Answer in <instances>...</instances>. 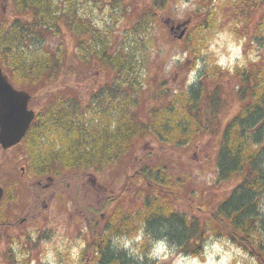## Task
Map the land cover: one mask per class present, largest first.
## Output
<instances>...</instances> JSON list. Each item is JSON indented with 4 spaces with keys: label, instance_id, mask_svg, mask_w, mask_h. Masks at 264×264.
Returning a JSON list of instances; mask_svg holds the SVG:
<instances>
[{
    "label": "trees",
    "instance_id": "obj_1",
    "mask_svg": "<svg viewBox=\"0 0 264 264\" xmlns=\"http://www.w3.org/2000/svg\"><path fill=\"white\" fill-rule=\"evenodd\" d=\"M0 1L10 8V13L0 10V67L14 87L31 95L32 103L41 98L26 135L13 147L24 153L30 175L58 178L111 167L112 173L122 174L143 140L187 146L194 138L209 136L217 140L216 180L236 181L210 214L191 216L160 193L163 185L169 187L170 165L158 153L142 156L125 182L148 188L144 210L135 222L132 216L119 218L118 208L111 206L102 224L90 219L95 230L88 243L93 264H137L111 240L135 232L141 221L153 237L167 236L186 255L200 252L210 236L227 237L264 264V58L231 74L205 65L194 84L186 86L183 78L175 89L152 96L146 94L148 54L155 45L152 28L169 0H149L147 6L100 0L110 7L111 22L103 30L78 14L86 8L85 0ZM197 2L198 20L181 39L184 53L194 62L215 26L229 22L248 47L264 39L258 28H248L264 0ZM90 4L98 8L95 1ZM93 70L105 77L84 97L79 87ZM63 77L74 83L47 87ZM17 239L22 246L23 237ZM30 250L23 247L24 261L9 264H27Z\"/></svg>",
    "mask_w": 264,
    "mask_h": 264
},
{
    "label": "rangeland",
    "instance_id": "obj_2",
    "mask_svg": "<svg viewBox=\"0 0 264 264\" xmlns=\"http://www.w3.org/2000/svg\"><path fill=\"white\" fill-rule=\"evenodd\" d=\"M85 1H87L86 8L88 11H91L94 7L93 4H90V1L96 2V7H98L96 9L97 12L99 6H102L100 13H103L104 8L110 9L109 6L102 5L100 0ZM148 1L132 0L134 4H138L139 6H147L149 4ZM185 2L195 4V8L180 12L177 9L179 0H169L165 8L159 12V17L152 28L155 45L154 50L148 54L146 69L150 67L147 76H150L151 79L149 92L145 90L146 94L158 96V93L164 91L165 88L167 90L175 89L179 80L183 78L187 80L188 73L195 65L193 58L190 59L184 53L183 40H177L174 37L177 33H170V27L167 24L173 23L177 25L189 20V28V26H193L196 23L198 18L195 16L194 11H197V0H185ZM263 9L264 5L263 8L258 9L253 14L252 23L248 26L250 32H254V29L258 28L260 34L264 35V18H260V13H262ZM0 10L10 13L9 6L1 1ZM252 12H254V9ZM262 15L264 16V12ZM228 24L229 22L219 28L217 26L213 29L211 28V34L206 33V40L216 31L228 27ZM229 30L233 32L232 28ZM235 34L237 37H241L239 33ZM150 46L153 47V45ZM244 49L246 50V54L249 49H252L264 58V39L259 37V39L253 40L252 44L249 43V47L245 45ZM150 50L152 49L149 48L148 51ZM141 55L142 53L138 57ZM173 56L181 58L173 62ZM198 60L204 61L205 57L201 56ZM170 63L172 66L168 68L167 66ZM199 71L197 76L200 75ZM104 77L103 73H97L93 70L88 82L79 87L82 96L85 97V93L89 88L92 89V87L97 86L98 83L103 81ZM73 83L74 80L71 77H63L55 83L49 84L47 87L56 89ZM230 83L228 82V86L232 88ZM145 88L147 89V86ZM37 95L39 96L38 93ZM40 99L39 96L32 103L31 97L29 108L35 111L36 106L41 103ZM138 145L137 151L132 155L131 162L125 168L127 171L122 174L112 173L111 167V169H107L102 173H64L60 177L48 181L40 179L41 177L30 175L26 168L24 153L20 152L21 149L12 148L4 150L0 148V187L4 190L0 201V239L2 238V241H0V264L15 262L18 260V255L22 257L20 262L24 261L25 255L21 253V250H23V247H27V245L31 249L29 255L31 261L29 260L27 264H41L40 257L45 251L43 244L51 242L61 229L63 230V235L73 242L76 240L86 241V247L81 252L80 264H93L94 254L89 249L88 243L91 241L92 235L95 234V230L90 228V219L99 221V217L106 213L108 206H111V208H118L119 218L132 216L134 222L136 221V216L144 210L143 201H145V196H148V188L138 187V184L132 185L125 182V180L127 176L134 175L135 165L142 156L147 155L149 152L160 154L161 159L170 165L166 167L170 177L168 179L169 187L165 188L163 185L161 187L163 190H160V193L162 196L174 199L172 207L188 215L199 218L206 217L215 208L216 204L228 195L230 189L236 183L234 180H227L225 182H218L216 180L215 155L217 140L212 139V137L194 138L193 142L187 146H173L154 139L143 140ZM118 166L119 164L115 165V167L119 168ZM36 181H42V184H50L53 187L52 189L57 190L58 193L46 196L49 208L43 210L41 216H36L35 219H30L26 223L19 222L25 215L24 211L32 198ZM53 181L54 183L52 184ZM157 192L159 190L154 191V194ZM41 208L42 206L36 210H31L30 213L37 212ZM109 214H111V210H107V215ZM261 214L264 220V201ZM2 222H15L18 224V227H10V225L1 224ZM32 232L36 233L35 240L31 237ZM18 236L23 237L24 240L22 246L19 242V247L16 251H13L12 244L14 241L17 242L19 240L17 239ZM230 241L240 248L237 242ZM121 251L126 255L123 250ZM23 253H26L25 250ZM248 256L255 261V264H258L256 257L251 256V254H248ZM132 260L135 261L133 258ZM57 261L58 264H70L66 252L61 253L58 251Z\"/></svg>",
    "mask_w": 264,
    "mask_h": 264
},
{
    "label": "clouds",
    "instance_id": "obj_3",
    "mask_svg": "<svg viewBox=\"0 0 264 264\" xmlns=\"http://www.w3.org/2000/svg\"><path fill=\"white\" fill-rule=\"evenodd\" d=\"M90 6V5H89ZM195 4L179 0L177 9L183 12L186 9H194ZM108 8H104L103 13L97 12L95 8L89 11L82 8L78 14L85 19H89L96 29L103 30L108 19ZM246 38L237 37L236 34L225 27L216 31L206 41L205 46L199 50V55L205 57L204 61L197 60L194 67L188 73L186 86L194 84L197 79L199 69L205 65L218 68L221 72L234 73L238 68H245L249 63H258L261 55L255 50L249 49L245 54L244 46ZM173 56L172 61L180 59ZM171 63L167 66L170 68ZM147 225L141 221L135 232L130 235H118L112 237V245L123 250L126 255L133 258L137 264H255V261L246 252L234 245L228 238H216L210 236L202 245L200 252L196 254H184L175 245L171 244L167 236L153 237L146 231ZM33 240L36 233L32 232ZM147 245V251H145ZM19 245L14 241L13 251ZM86 247V241H71L63 235V230H59L51 242L43 244L44 252L40 257L41 264H58L57 252H66L70 264H80L82 250ZM22 257L17 256L20 260Z\"/></svg>",
    "mask_w": 264,
    "mask_h": 264
},
{
    "label": "water",
    "instance_id": "obj_4",
    "mask_svg": "<svg viewBox=\"0 0 264 264\" xmlns=\"http://www.w3.org/2000/svg\"><path fill=\"white\" fill-rule=\"evenodd\" d=\"M188 21L172 25L170 32L179 30L181 39ZM30 95L24 90L15 89L0 67V147L8 149L18 144L27 132L35 113L29 109ZM2 189L0 187V198ZM103 217V216H101Z\"/></svg>",
    "mask_w": 264,
    "mask_h": 264
},
{
    "label": "flooded vegetation",
    "instance_id": "obj_5",
    "mask_svg": "<svg viewBox=\"0 0 264 264\" xmlns=\"http://www.w3.org/2000/svg\"><path fill=\"white\" fill-rule=\"evenodd\" d=\"M42 181H36V185L33 188V195H32V200L30 199V202L28 203V207H26L25 211H24V216L19 220L22 222H27L30 219H35L36 216H41L43 213V210L48 209V202L46 200V196L48 194H50L49 196L55 195L58 193L57 190L52 189L53 187L50 186V184L45 183L42 184ZM54 183V181L52 182V184ZM35 189V191H34ZM35 194V196H34ZM49 199V198H47ZM42 206V208L40 210H38L37 212L35 211L34 213H30L31 210H36L38 208H40ZM30 213V215H29ZM28 216H32V217H28ZM19 218V217H17ZM1 224H6L7 226L10 225V227H18L17 223H11V222H2ZM7 229V228H5Z\"/></svg>",
    "mask_w": 264,
    "mask_h": 264
}]
</instances>
